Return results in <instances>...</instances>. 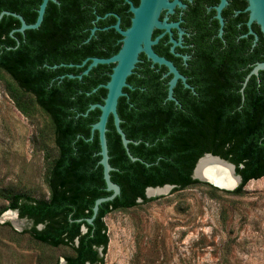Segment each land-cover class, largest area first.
<instances>
[{
    "label": "trees",
    "instance_id": "obj_1",
    "mask_svg": "<svg viewBox=\"0 0 264 264\" xmlns=\"http://www.w3.org/2000/svg\"><path fill=\"white\" fill-rule=\"evenodd\" d=\"M40 3L0 0V14L21 15L26 24H33L37 11L32 9ZM47 10L48 6L40 26L24 34L14 31L20 27L16 17L5 14L0 18V71L9 78L5 89L23 116L30 117L37 110L47 116L57 153L47 171V199L0 189V199L7 203L4 211H15L31 222L21 235L50 248H69L72 253L64 257L65 264H103L108 245L104 218L136 206L138 200H155L146 198L147 187L173 185V190L179 191L203 185L225 194H240L247 182L264 177V70L259 72V83L252 76L243 88L218 85L213 95L198 90L195 106L174 104V100L168 101L171 106H162L160 101L149 106L128 99L134 91L127 85L117 103V114L129 140L128 151L112 116L105 133L108 162L113 168L110 179L120 187V194L100 204L92 223H87L95 201L111 195L99 164L98 132L91 134L100 110L88 111L90 106L104 103L107 90L103 85L109 77L91 80L93 72L80 75L73 68L60 67L70 59L44 54L46 42L39 35L47 34ZM26 12L34 16L27 17ZM143 87L150 88L147 83ZM139 91L136 88L135 92ZM205 153L235 165L241 177L237 188L220 190L192 178L197 160Z\"/></svg>",
    "mask_w": 264,
    "mask_h": 264
},
{
    "label": "rangeland",
    "instance_id": "obj_2",
    "mask_svg": "<svg viewBox=\"0 0 264 264\" xmlns=\"http://www.w3.org/2000/svg\"><path fill=\"white\" fill-rule=\"evenodd\" d=\"M8 79L0 71V189L47 199V171L57 154L52 128L39 110L25 117L15 108ZM146 198L155 200L104 218L103 264H264V177L240 194L196 185ZM6 205L0 199V264H61L72 253L21 235L31 222L4 211Z\"/></svg>",
    "mask_w": 264,
    "mask_h": 264
},
{
    "label": "flooded vegetation",
    "instance_id": "obj_3",
    "mask_svg": "<svg viewBox=\"0 0 264 264\" xmlns=\"http://www.w3.org/2000/svg\"><path fill=\"white\" fill-rule=\"evenodd\" d=\"M139 4L140 0L49 1L47 34H38L46 42L44 54L70 59L67 64H59L60 67L73 68L82 75L94 58L108 59L119 52L123 44L119 30L131 27L132 7ZM166 4L150 48L179 74L172 87V99L168 95L174 73L166 63L153 62L146 53L127 84L134 91L128 99L149 106L159 101L162 106H171L168 101L173 100L174 104L195 106L198 90L213 95L218 85L243 88L252 76L260 82L261 70L245 82L254 67L264 62L263 33L256 21L249 22L248 0H224L223 4L222 0H168ZM39 7L32 9L37 16ZM25 15L34 16L29 12ZM114 66L97 64L87 74L93 72L91 80L101 75L110 79ZM146 83L149 89L143 87ZM136 88L140 91L135 92ZM144 90L147 92L140 94Z\"/></svg>",
    "mask_w": 264,
    "mask_h": 264
},
{
    "label": "water",
    "instance_id": "obj_4",
    "mask_svg": "<svg viewBox=\"0 0 264 264\" xmlns=\"http://www.w3.org/2000/svg\"><path fill=\"white\" fill-rule=\"evenodd\" d=\"M49 1L52 0H42L38 9L37 19L33 24H26L24 19L20 15L10 12H2L0 14V18L5 14L16 17L20 21L21 26L14 31L24 34L25 30L37 29L40 26L43 20L47 3ZM167 1L168 0H140V4L138 7H132L134 17L132 19L131 27L126 31H121L118 29V25L115 26L123 36V44L119 52L108 59L94 58L88 69L83 72V74H87L88 70L91 67L96 66L97 64H115L109 81L105 85H103V87L107 90V95L104 99V103L102 105H92L88 109V111L95 108H98L100 110L99 120L92 125L91 134H93L94 131L98 132L100 144L99 155L101 156L99 164H101L103 167V179L105 181L106 191L111 192L110 196L99 198L95 201L93 207V216L86 219L87 223L89 224H91L93 219L95 218L100 204L112 201L120 194V187L117 184L113 183L110 179V172L113 170V168H111L108 162L109 157L105 137L106 123L108 117L112 116L116 131L121 137L124 148L128 151L127 145L129 143V140L126 139L123 131L120 128V119L118 117L116 107L119 99L124 95L123 92L131 76L138 67L145 53L150 59H152L153 62H156L158 64L166 63L169 66L170 71L174 73V77L170 82L168 95V98L172 99V87L179 77V74L170 63L165 62L163 59L157 57L150 48V45L153 43L155 28L161 25L165 6H167ZM223 2L224 0H222V4ZM247 10L249 11V22L256 21L260 25L264 37V0H248ZM259 70H264V62L259 63L256 67H254V69L247 76L246 81L248 80L250 75H256ZM69 77L72 78L73 76L69 75ZM78 77L80 78L81 76ZM128 155L132 161L136 160V158L130 156L129 153ZM202 162H204L205 165H208V167L206 168L207 170L205 169L202 175H197L196 170ZM192 178L197 179L200 182L210 184L220 190L226 191L234 190L241 183V177L236 173V167L234 164L210 153L203 154L197 160L192 171ZM163 188L169 191L173 189L174 186L164 185L162 187H148L145 194L146 196H152L148 194L150 190ZM40 227L41 226H39L38 228ZM82 231L85 232V228H82ZM61 264H65V261L63 260Z\"/></svg>",
    "mask_w": 264,
    "mask_h": 264
},
{
    "label": "bare ground",
    "instance_id": "obj_5",
    "mask_svg": "<svg viewBox=\"0 0 264 264\" xmlns=\"http://www.w3.org/2000/svg\"><path fill=\"white\" fill-rule=\"evenodd\" d=\"M208 167V165H205V163L204 162H202L199 166H198V168H197V170H196V173H197V175H202L203 174V171L206 169ZM207 170V169H206ZM167 190L165 189V188H163V189H156V190H150L149 192H148V194H150V195H154V194H160V193H165ZM167 193V192H166Z\"/></svg>",
    "mask_w": 264,
    "mask_h": 264
}]
</instances>
